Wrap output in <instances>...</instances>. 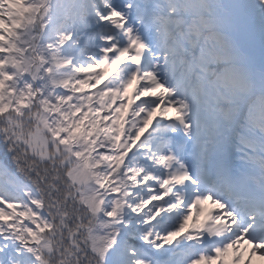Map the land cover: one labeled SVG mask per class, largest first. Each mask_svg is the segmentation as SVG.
I'll return each instance as SVG.
<instances>
[{
  "label": "snow or ice",
  "instance_id": "snow-or-ice-1",
  "mask_svg": "<svg viewBox=\"0 0 264 264\" xmlns=\"http://www.w3.org/2000/svg\"><path fill=\"white\" fill-rule=\"evenodd\" d=\"M0 264H264V0H0Z\"/></svg>",
  "mask_w": 264,
  "mask_h": 264
}]
</instances>
